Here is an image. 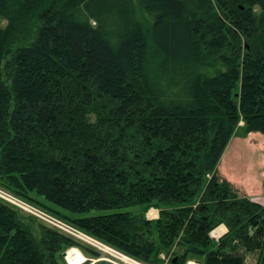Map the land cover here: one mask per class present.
<instances>
[{
    "label": "trees",
    "instance_id": "obj_1",
    "mask_svg": "<svg viewBox=\"0 0 264 264\" xmlns=\"http://www.w3.org/2000/svg\"><path fill=\"white\" fill-rule=\"evenodd\" d=\"M2 20L0 187L148 264H264V205L218 172L240 127L264 135V0H0ZM79 245L0 202V264Z\"/></svg>",
    "mask_w": 264,
    "mask_h": 264
},
{
    "label": "rangeland",
    "instance_id": "obj_2",
    "mask_svg": "<svg viewBox=\"0 0 264 264\" xmlns=\"http://www.w3.org/2000/svg\"><path fill=\"white\" fill-rule=\"evenodd\" d=\"M7 22L5 20H2L0 22V26L4 27L6 26ZM241 126H243V123L240 124ZM240 127L236 133V135H234V137L232 138L230 144L228 145L222 160L218 166V172L219 175L228 180L229 182H231L236 189H238V191L243 194V195H247L249 197H251L252 199L255 198H261L264 197V135L261 133H257L258 135H252L254 134V132L249 133L246 136H243V132L241 131ZM253 137V138H252ZM253 139V140H251ZM252 141V143L254 145H256V150H252L250 149L249 146V141ZM2 188V187H1ZM6 190V189H5ZM8 191V190H6ZM10 192V191H8ZM12 192H10L11 194ZM13 194V193H12ZM24 200V199H23ZM254 200V199H253ZM254 200V201H255ZM259 200V199H258ZM25 202L29 204H32L26 200H24ZM34 205V204H33ZM31 206V205H30ZM11 207V206H10ZM38 207V206H37ZM13 208V207H11ZM40 210L42 211H46L40 207H38ZM15 209V208H13ZM138 208L136 207H130V208H126L120 211H131V212H136ZM16 210V209H15ZM18 211L20 214L24 215V216H29V217H34L36 218L40 223L48 225L43 219H41L39 216L32 214L31 212H21L18 209L16 210ZM119 210H109V211H95L94 213L96 214H108V213H113ZM48 212V211H46ZM49 214H51V216L53 215L52 213L49 212ZM51 216L49 218H51ZM55 215H53L54 217ZM52 217V218H53ZM57 216L54 217V220ZM147 217L151 220L157 219L159 217V210L158 209H150L147 213ZM59 218V217H57ZM56 218V220H57ZM61 219V218H59ZM70 223H68L69 225ZM49 226V225H48ZM69 226L71 227H75L74 225L70 224ZM224 227L226 229L225 232H223L222 234H220V232H222V230H224L223 228L219 231H217L219 228ZM221 227H218L217 229H215L212 233L211 236L213 238H215L216 240H218L221 236H223L226 232H227V228L222 225ZM77 227H75L76 229ZM78 230L82 231L81 229L77 228ZM217 231V232H216ZM84 234L88 235L91 238L96 239L99 242H102L103 244L110 246L114 249H117L116 247L82 231ZM67 236V235H65ZM69 237V236H67ZM72 240H74L75 242L79 243V246H72L69 247L64 253H67V251H69L70 249L74 248L79 250L86 258H95V259H100L102 257L105 256V254L103 252H101L100 250L92 247L91 245L83 242V241H78L72 237H69ZM84 247L87 248L90 251H93L95 253H97L98 255H91L88 253L84 252ZM119 250V249H118ZM121 251V250H120ZM123 252V251H122ZM125 253V252H123ZM172 253V252H171ZM171 253H162L160 258L163 261V264H168L169 261L171 260ZM127 254V253H125ZM129 255V254H127ZM131 258L139 260L131 255H129ZM65 260V263L68 264L67 262V257H63ZM141 261V260H139ZM168 261V262H167ZM191 261H200L199 259L196 258H189L186 262V264L188 262ZM254 261L252 258H249V262ZM201 262V261H200ZM90 263V262H89ZM106 263V262H104ZM87 264V263H85ZM108 264V263H107Z\"/></svg>",
    "mask_w": 264,
    "mask_h": 264
},
{
    "label": "built area",
    "instance_id": "obj_3",
    "mask_svg": "<svg viewBox=\"0 0 264 264\" xmlns=\"http://www.w3.org/2000/svg\"><path fill=\"white\" fill-rule=\"evenodd\" d=\"M0 202L11 206L15 208L16 210L18 209L19 211H25V212H31L34 215L39 216L41 219H43L48 225V227L56 230L57 232L67 235L69 237H72L76 240L83 241L92 247L100 250L105 254L104 257L98 258V259H93V258H86L84 256V261H82L80 264H102L103 262H106L108 264H148L143 261H139L136 259L131 258L129 255L123 253L122 251L118 249H114L110 246H107L103 244L102 242L97 241L94 238L89 237L88 235L84 234L82 231L78 230L75 227H71L68 225V222H66L63 219L55 218L53 215L49 214V212H44L40 210L36 205L29 204L25 202L22 198L16 196L15 194H10V192L6 191L5 189L0 187ZM31 205V206H30ZM51 216V218L49 217ZM53 217V218H52ZM45 225V224H44ZM71 250V249H70ZM74 250V248H72ZM69 251H67L68 253ZM66 253V257H67ZM173 256V253H171V256ZM68 264L70 263L69 260L67 259ZM90 262V263H89ZM168 262V261H167ZM187 264H202L200 261H191L188 262Z\"/></svg>",
    "mask_w": 264,
    "mask_h": 264
},
{
    "label": "bare ground",
    "instance_id": "obj_4",
    "mask_svg": "<svg viewBox=\"0 0 264 264\" xmlns=\"http://www.w3.org/2000/svg\"><path fill=\"white\" fill-rule=\"evenodd\" d=\"M67 259L69 260V264H80L84 261V255L77 249L69 250L67 253Z\"/></svg>",
    "mask_w": 264,
    "mask_h": 264
},
{
    "label": "crops",
    "instance_id": "obj_5",
    "mask_svg": "<svg viewBox=\"0 0 264 264\" xmlns=\"http://www.w3.org/2000/svg\"><path fill=\"white\" fill-rule=\"evenodd\" d=\"M254 200H255V198H253ZM259 199V200H258ZM258 199H256L255 201L256 202H258V203H260V204H262V205H264V197H261V198H258ZM221 227V226H220ZM224 229V230H222V232H220V234H222L223 232H225L226 231V229L224 228V227H221V228H219L217 231H219V230H221V229ZM216 231V232H217Z\"/></svg>",
    "mask_w": 264,
    "mask_h": 264
},
{
    "label": "water",
    "instance_id": "obj_6",
    "mask_svg": "<svg viewBox=\"0 0 264 264\" xmlns=\"http://www.w3.org/2000/svg\"><path fill=\"white\" fill-rule=\"evenodd\" d=\"M66 256V253H63V257H65Z\"/></svg>",
    "mask_w": 264,
    "mask_h": 264
}]
</instances>
